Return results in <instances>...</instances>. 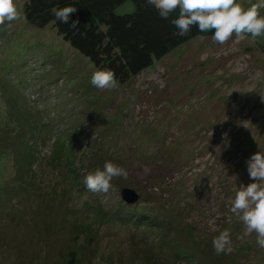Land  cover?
<instances>
[{"label":"rangeland","instance_id":"1","mask_svg":"<svg viewBox=\"0 0 264 264\" xmlns=\"http://www.w3.org/2000/svg\"><path fill=\"white\" fill-rule=\"evenodd\" d=\"M25 2L16 0L21 19L0 25V122L20 109L17 139L36 159L11 155L0 169V264H53L78 250L73 264H198L196 237L200 264H264L256 233L245 235L231 211L240 185L253 182L246 161L264 152V36L198 37L128 84L98 89L93 64L53 25L29 24ZM74 78L91 85V102L72 92ZM108 161L127 179L89 191L85 177ZM124 188L139 201L124 202ZM82 224L90 230H76ZM223 230L233 251L217 254Z\"/></svg>","mask_w":264,"mask_h":264},{"label":"trees","instance_id":"2","mask_svg":"<svg viewBox=\"0 0 264 264\" xmlns=\"http://www.w3.org/2000/svg\"><path fill=\"white\" fill-rule=\"evenodd\" d=\"M69 6L78 9L71 15L69 24L57 21L52 10ZM125 7H129V10L121 13ZM24 14L28 23L37 28L53 25L58 34L87 58L97 70L105 68L113 70L118 85L128 84L133 77L151 67L155 59L163 58L191 40L213 35L212 31L200 32L197 26H192L186 36L177 35L178 29L172 24V20L178 18L179 10L173 12L166 20L160 17L155 6L148 4L147 0H26ZM75 20H79L77 28L71 26V22ZM74 79L76 88L72 92L78 91L81 97L91 102L92 97L88 92L91 85L87 83L81 88V83ZM72 92L67 97H71ZM19 116L20 109L7 113L6 117L2 116L8 121V125L3 127L1 119L0 128L3 130L0 131V169H3L11 155L22 159V163L36 159L34 147L20 144L24 140L23 136L17 139V135L21 134L20 128L24 126ZM17 140L23 149H27L14 147ZM1 142L9 149L3 147ZM1 175L2 173L0 177ZM0 184H5L1 178ZM10 184L6 182L5 191ZM4 196V193L3 196L0 195L2 198ZM137 218L142 220V213ZM37 226V223L27 225V229L35 230ZM87 229L90 230V227H85L84 224L76 228L81 233ZM44 245L46 247L42 246L40 251L49 256L52 251L48 243ZM194 245L195 249L192 250L194 262L200 264V257L197 254L201 253L203 243L196 237ZM81 258V251L78 250L77 259L68 254L62 262H57L56 259L53 264H73Z\"/></svg>","mask_w":264,"mask_h":264},{"label":"clouds","instance_id":"3","mask_svg":"<svg viewBox=\"0 0 264 264\" xmlns=\"http://www.w3.org/2000/svg\"><path fill=\"white\" fill-rule=\"evenodd\" d=\"M147 3L154 5L160 17L166 20L179 10L178 18L172 20L179 36H186L192 26H197L200 32L212 31L213 41L220 45L229 41L233 34L237 40H244L246 34H250L253 40L264 36V15L260 14V10L264 9V0H258L246 9L237 0H147ZM77 10L69 6L52 11L57 21L69 24L71 15ZM19 19L21 12L16 0H0V25ZM78 24L79 20L71 22L73 28H77ZM90 82L98 89L118 86L115 72L108 68L95 71ZM246 164L253 182L240 185L232 201L231 211L245 225V235L255 232L256 243L264 248V152L258 151L251 155ZM116 177L127 179L128 172L108 161L103 165V170L97 168L89 173L84 183L91 192L107 193L113 189L111 181ZM213 248L217 254L233 251L229 230H223L214 237Z\"/></svg>","mask_w":264,"mask_h":264},{"label":"water","instance_id":"4","mask_svg":"<svg viewBox=\"0 0 264 264\" xmlns=\"http://www.w3.org/2000/svg\"><path fill=\"white\" fill-rule=\"evenodd\" d=\"M122 199L128 205H134L140 199V195L131 188H124L122 191Z\"/></svg>","mask_w":264,"mask_h":264}]
</instances>
